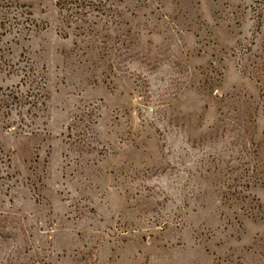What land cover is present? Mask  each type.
I'll list each match as a JSON object with an SVG mask.
<instances>
[{"label":"rangeland","instance_id":"rangeland-1","mask_svg":"<svg viewBox=\"0 0 264 264\" xmlns=\"http://www.w3.org/2000/svg\"><path fill=\"white\" fill-rule=\"evenodd\" d=\"M0 0V264H264V0Z\"/></svg>","mask_w":264,"mask_h":264},{"label":"trees","instance_id":"trees-1","mask_svg":"<svg viewBox=\"0 0 264 264\" xmlns=\"http://www.w3.org/2000/svg\"><path fill=\"white\" fill-rule=\"evenodd\" d=\"M84 3L78 2V0H59L56 7L61 11H73L74 8H79L83 6Z\"/></svg>","mask_w":264,"mask_h":264}]
</instances>
